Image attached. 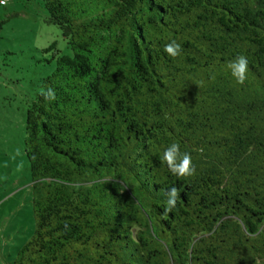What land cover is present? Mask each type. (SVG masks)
Masks as SVG:
<instances>
[{"label": "trees", "instance_id": "trees-1", "mask_svg": "<svg viewBox=\"0 0 264 264\" xmlns=\"http://www.w3.org/2000/svg\"><path fill=\"white\" fill-rule=\"evenodd\" d=\"M27 1L72 55L27 106L35 228L8 264H264V0Z\"/></svg>", "mask_w": 264, "mask_h": 264}, {"label": "rangeland", "instance_id": "rangeland-1", "mask_svg": "<svg viewBox=\"0 0 264 264\" xmlns=\"http://www.w3.org/2000/svg\"><path fill=\"white\" fill-rule=\"evenodd\" d=\"M0 20V264H8L35 228L24 154L27 106L57 57L72 51L40 1L0 0Z\"/></svg>", "mask_w": 264, "mask_h": 264}, {"label": "clouds", "instance_id": "clouds-1", "mask_svg": "<svg viewBox=\"0 0 264 264\" xmlns=\"http://www.w3.org/2000/svg\"><path fill=\"white\" fill-rule=\"evenodd\" d=\"M164 52L171 58H176L181 53V45L175 40L164 45ZM232 77L236 83L243 85L247 80L248 60L245 56L240 55L227 63ZM199 87L203 85V81L196 83ZM46 99H55L54 91L49 88L47 92H42ZM162 164L166 165L169 172L177 177H191L195 174V167L192 164L191 154L182 152L178 143L169 145L160 157ZM167 200L165 202V213H170L177 205L180 196L176 187H171L167 192ZM258 264V262H257Z\"/></svg>", "mask_w": 264, "mask_h": 264}]
</instances>
